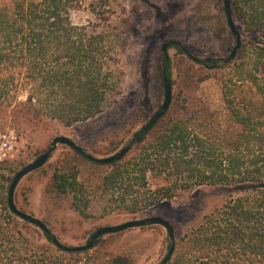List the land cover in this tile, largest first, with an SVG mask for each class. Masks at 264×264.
Returning <instances> with one entry per match:
<instances>
[{
    "label": "trees",
    "instance_id": "trees-1",
    "mask_svg": "<svg viewBox=\"0 0 264 264\" xmlns=\"http://www.w3.org/2000/svg\"><path fill=\"white\" fill-rule=\"evenodd\" d=\"M81 5L0 0V132L2 122L40 126L54 120L71 127L104 112L117 88L113 49L103 33L73 23L71 14ZM231 6L245 36L233 61L201 64L176 47L187 64L223 72L224 128L208 117H189L185 110L193 105L186 101L183 111L172 104L121 161L101 165L70 148L49 165L46 193L71 197L84 217L100 200L135 218L197 188L227 189L221 205L177 237L168 264H264V0H231ZM171 76L168 65L170 82ZM163 95L161 83L159 101ZM13 172L11 163H0V264H132L113 255L107 238L85 252L63 251L14 215L8 203ZM158 178L152 188L151 179ZM15 203L21 210L16 195ZM170 246L169 239L167 252Z\"/></svg>",
    "mask_w": 264,
    "mask_h": 264
},
{
    "label": "rangeland",
    "instance_id": "rangeland-1",
    "mask_svg": "<svg viewBox=\"0 0 264 264\" xmlns=\"http://www.w3.org/2000/svg\"><path fill=\"white\" fill-rule=\"evenodd\" d=\"M81 1V7L71 14L72 21L106 36L113 49L114 60L110 67L116 72L117 88L102 114L71 127L54 120L40 126L2 122L0 147L8 143V150L0 149V163L13 165V176L46 152L53 139L59 136L71 138L87 154L98 158L111 156L125 147L164 102V95L158 100L157 87L163 83L161 49L165 42L179 40L199 59L225 58L229 55L228 49L235 45L234 36L229 34L228 26L225 30L222 22H226L223 0ZM169 56L172 104L183 111L189 101L193 105L185 110L189 117H208L214 125L222 124L224 128L223 72L187 64L176 47L169 49ZM200 79L206 80L199 82ZM25 99L26 94L20 97V100ZM115 149L117 151L107 155ZM69 151V147L58 145L47 164L25 176L15 193L21 210L45 222L66 246L87 244L92 233L101 227L153 216L168 220L177 238L221 205L229 194L225 188H197L135 218L115 206L110 209L111 205L100 200L84 217L72 207L71 197L46 193L51 175L49 165ZM160 183L158 178L151 179L150 184L156 188ZM103 238L108 239L113 255L126 256L132 264H159L167 254L169 240L166 229L161 226L129 229Z\"/></svg>",
    "mask_w": 264,
    "mask_h": 264
},
{
    "label": "water",
    "instance_id": "water-1",
    "mask_svg": "<svg viewBox=\"0 0 264 264\" xmlns=\"http://www.w3.org/2000/svg\"><path fill=\"white\" fill-rule=\"evenodd\" d=\"M223 2H224V12H225L226 20L228 23V27L236 40V44L233 47L231 53L225 58L208 57L205 59H199L197 57L192 56L189 53V51L185 48L184 44L181 41L172 40V41L165 42L162 45V49H161L162 54H163L162 76H163V84H164V89H165L164 102L162 106L156 111V113L151 117L149 122L133 136V138L130 140V142L125 147L120 149L115 154L111 156L103 157V158H98V157H94V156L87 154L84 148L79 146L75 141H73L69 137L59 136V137L54 138L46 152L41 154L33 162H31L30 164L25 166L23 169L18 171V173L15 175L11 183V186L9 188V195H8V203L14 215H16L17 217H19L20 219L24 221L29 222L31 225L38 227L39 229L44 231L46 234L50 235L52 237L53 243L55 244L57 248L63 251H66V252H71V253H79V252L88 251L91 248H93L97 240L107 235L121 233L123 231L134 229V228L161 226L166 229L170 242H171V246L166 256L159 264H168L170 262L174 254V251H175V245H176L177 238H176L175 230L172 224L168 220L162 217L153 216V217H147V218H142V219H133V220H129L124 223H121L119 225L101 227L92 233V235L90 236L89 242L87 244L70 247V246L63 245L60 242V240L49 229L47 224H45L42 220L28 213L21 211L15 203V193H16L17 187L19 186L21 180L25 176H27L28 174L32 172L39 170L40 168H42L43 166L47 164L52 153L55 151L58 145H65L71 149H74L75 151L85 155L91 161L101 164V165H109L113 162L121 161L122 159H124L129 154V152L131 151V149L137 142L138 138L148 133L160 121V119H162V117L167 113V111L170 109L172 105L173 88H172L171 82L167 78V65L169 64V61H170L169 49L171 47H179L188 56H190L193 59V61L197 63H201V64H209L213 61H218V62L227 64L233 61L237 57L240 49L242 48V35L233 18L231 0H223Z\"/></svg>",
    "mask_w": 264,
    "mask_h": 264
},
{
    "label": "built area",
    "instance_id": "built-area-1",
    "mask_svg": "<svg viewBox=\"0 0 264 264\" xmlns=\"http://www.w3.org/2000/svg\"><path fill=\"white\" fill-rule=\"evenodd\" d=\"M1 150H8V143H3L0 147Z\"/></svg>",
    "mask_w": 264,
    "mask_h": 264
}]
</instances>
